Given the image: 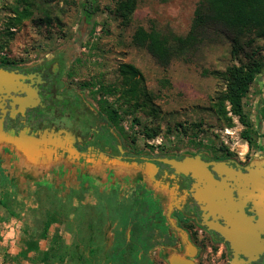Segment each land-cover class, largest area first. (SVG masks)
Here are the masks:
<instances>
[{
	"label": "rangeland",
	"instance_id": "rangeland-1",
	"mask_svg": "<svg viewBox=\"0 0 264 264\" xmlns=\"http://www.w3.org/2000/svg\"><path fill=\"white\" fill-rule=\"evenodd\" d=\"M116 1L99 0L96 30L82 38L77 7L80 0H55L54 9L60 23L50 27L25 21L10 30L14 35L0 54L34 60L70 47L74 56L70 77L89 88L91 101L117 111V125L127 143L166 154L208 153L235 161L245 158L264 161V72L243 100L253 129L250 147L242 138L245 127L237 117L229 114L232 124L227 125L226 119H219L211 110L219 84L210 73L225 71L239 62L231 57L229 45L209 43L192 61L176 59L164 69L145 49L132 42L137 28L149 29L152 25L186 35L200 0H137L128 25L116 16ZM12 4L13 0H0V34L6 32L10 23ZM258 44L264 49L263 40H258ZM122 64L134 66L141 73L142 86L148 95L146 102L129 99L119 86L115 92H109L119 83ZM154 130L157 135L149 138L147 134H153ZM8 159L0 155V264H41L37 253L26 251V243L43 234L52 218L50 215L56 216L58 222L49 227L46 238L39 239L40 251L48 252L57 235L70 248L63 263L54 264H80L88 257L98 264H169L168 247L159 246L148 254L143 252L142 243L150 242L145 236L146 230L144 233L139 230L144 234L142 238L131 233V215L122 218L118 213L101 209L99 205L103 203L92 195H87L84 206L74 202L77 209H73L65 182L69 176L50 177L60 197L55 199L51 192L36 191L38 176L33 175L38 173L36 166L30 165L31 171L30 167L14 170V159V163ZM145 218L138 212L135 224L140 228ZM125 241L127 246L123 245ZM115 248L120 250L114 251ZM91 249L95 250L94 255ZM230 258L224 244L204 240L192 260L195 264H229Z\"/></svg>",
	"mask_w": 264,
	"mask_h": 264
},
{
	"label": "flooded vegetation",
	"instance_id": "flooded-vegetation-1",
	"mask_svg": "<svg viewBox=\"0 0 264 264\" xmlns=\"http://www.w3.org/2000/svg\"><path fill=\"white\" fill-rule=\"evenodd\" d=\"M73 59L70 47L60 48L34 60L0 54V69L10 73L8 84L13 88L9 92H0V155L4 159L9 158L7 161L16 163L13 165L14 170L16 167L21 170H28L30 167L31 171L30 165L33 164L27 161V154L29 148L34 146L37 153H41L40 158H37L38 173L33 174L38 176L35 179L37 192H51L55 199L60 198L50 177L69 176L65 182L72 206L74 202L84 206L87 195L95 196L103 203L99 205L101 209L118 213L122 218H127L126 214L131 215V228L128 226L131 233L146 230L145 236L150 243L154 237L158 239L161 236L156 224L151 225L152 231L149 230L150 211H160L165 217L166 228L169 229L166 233L162 232V236L168 237L169 242H164L166 239L162 237L160 240L163 243L152 248L148 247L150 243H142L145 249L143 252L146 251L147 254L163 246L170 249L167 252L169 264L170 258L175 255L190 259L187 245L180 233L183 230L189 243L195 248V253L204 240L222 243L231 257V263L233 255L229 244L219 234L203 226L204 205L192 196L191 190L197 183L192 173H178L161 160L167 158L182 161L187 156L199 155L206 163L225 161L236 170L248 173L247 168L253 167L256 159L235 161L229 158L219 159L221 157L208 153L166 154L149 148L143 149L137 143H127L117 125V111L91 101L89 88L80 86L70 77ZM44 141H56L58 145L45 144ZM122 163L138 165L127 169L122 167L125 165ZM148 163L156 167L154 173H150L152 168H147ZM208 168L216 180L221 182L226 178V175L219 177L212 166ZM47 169L55 173L47 172ZM227 184L233 201L239 202L235 182L229 179ZM130 194L131 200L128 202ZM96 205L97 203L94 206ZM74 207L73 209H77ZM253 209V201H248L244 206L245 212L257 219ZM140 211L146 218L141 221L142 226L139 228L135 220ZM171 218L176 226L170 222ZM208 221H212V218ZM220 223L223 224L222 221ZM127 224L125 222V227ZM142 232L136 234L142 238ZM261 236L264 238V234ZM126 242L123 245L127 246ZM118 250L120 249H114ZM253 264H264V254Z\"/></svg>",
	"mask_w": 264,
	"mask_h": 264
},
{
	"label": "trees",
	"instance_id": "trees-1",
	"mask_svg": "<svg viewBox=\"0 0 264 264\" xmlns=\"http://www.w3.org/2000/svg\"><path fill=\"white\" fill-rule=\"evenodd\" d=\"M55 0H13L10 8L12 17L6 28V32L0 34L1 49H4L8 40L13 37L16 26L25 21H33L38 26H53L60 23V17L54 9ZM99 0H80L79 9L82 22V38L87 37L96 30V15L98 13ZM137 0H117L115 14L124 25H128L136 10ZM258 40L264 41V0H200L194 11V17L186 35H178L172 30L157 28L152 25L149 29L137 28L132 37L133 44L145 49L164 69L168 68L176 59L192 61L196 54L209 43L219 42L230 47L233 60L239 61L225 71H214L210 75L218 81L219 88L212 99L211 110L219 118H224L227 125L232 124V117H237L245 127L242 138L252 146V123L245 113L243 100L249 93L257 78L264 72V49L258 44ZM208 74V72L204 71ZM119 83L110 88L109 92H115L117 86L129 99L136 103L146 102L147 91L142 86V76L138 69L129 64L119 67ZM114 119V117L111 116ZM116 120V119H114ZM154 138L157 133L147 134ZM229 155L231 153H228ZM223 159V158H219ZM52 217V218H51ZM51 220L46 223L43 234L26 243V251L37 253L38 263L54 264L63 263L70 253L61 237L58 235L52 241L48 252H41L39 239L46 238L49 227L58 222L57 217L50 215ZM166 233V220L164 215L153 209L150 211L149 230L151 225ZM138 233V231H134ZM166 235V234H165ZM150 237L151 235L148 234ZM156 241L148 245L149 248L158 246L163 241ZM164 242L168 243V237ZM91 255L95 250H90ZM80 264H98L93 260H85Z\"/></svg>",
	"mask_w": 264,
	"mask_h": 264
},
{
	"label": "water",
	"instance_id": "water-1",
	"mask_svg": "<svg viewBox=\"0 0 264 264\" xmlns=\"http://www.w3.org/2000/svg\"><path fill=\"white\" fill-rule=\"evenodd\" d=\"M10 78L9 72L0 69V92L13 90L8 84ZM43 143L58 145L56 141H44ZM30 148L27 161L36 166L38 165L37 158H40L41 153L38 154L34 146ZM161 161L170 165L178 173H192L193 178L197 181L191 190L192 196L197 202L204 205L202 207L204 211L203 226L219 234L229 244L233 255L230 264L257 262L264 254V238L261 236L264 234V161L256 160L253 167L247 168L248 173L236 170L225 161L206 163L199 155L187 156L182 161L167 158ZM122 164H125L122 167L127 169L138 165L137 163ZM146 165L147 168H152L150 173L156 171L155 166L149 163ZM208 166H212V170L219 177L226 175V178H223L221 182L216 180ZM229 179L233 180L237 186L235 190L238 193L239 202H234L232 199V192L228 189L229 185L227 184ZM248 201H253L254 209L252 211L258 217L257 219L245 212L244 206ZM168 217L170 218V213H168ZM210 217L212 221L209 222ZM170 222L173 224L172 219ZM180 233L183 242L187 245L190 259L175 255L170 258V264H195L192 260L195 248L189 243L185 232L180 230Z\"/></svg>",
	"mask_w": 264,
	"mask_h": 264
},
{
	"label": "crops",
	"instance_id": "crops-1",
	"mask_svg": "<svg viewBox=\"0 0 264 264\" xmlns=\"http://www.w3.org/2000/svg\"><path fill=\"white\" fill-rule=\"evenodd\" d=\"M133 232V235H134V231H132ZM139 232V231H138ZM132 236V235H131Z\"/></svg>",
	"mask_w": 264,
	"mask_h": 264
}]
</instances>
